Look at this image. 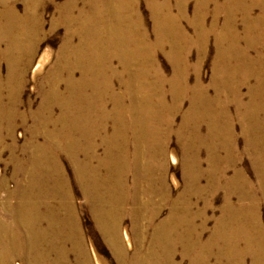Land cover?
<instances>
[{
  "label": "bare ground",
  "instance_id": "6f19581e",
  "mask_svg": "<svg viewBox=\"0 0 264 264\" xmlns=\"http://www.w3.org/2000/svg\"><path fill=\"white\" fill-rule=\"evenodd\" d=\"M49 3L51 33L63 28L64 38L40 82L38 109L22 112L26 73L48 59L31 64ZM189 3L145 0L149 31L139 0H0V64L7 67L0 151H9L15 178L0 203V264H90L86 243L93 248L96 240L83 233L63 157L120 264H182L178 253L187 264H264V0H197L191 15ZM212 37L216 55L205 84L200 72ZM190 49L198 52L193 66ZM160 52L170 75L158 64ZM28 120L30 138L18 147L16 124ZM171 137L181 153L180 162L170 157L182 176L176 192L167 176ZM7 138L14 142L7 146ZM243 156L254 181L240 167ZM220 193L219 216H209ZM124 219L132 228L120 234Z\"/></svg>",
  "mask_w": 264,
  "mask_h": 264
},
{
  "label": "rangeland",
  "instance_id": "374dc122",
  "mask_svg": "<svg viewBox=\"0 0 264 264\" xmlns=\"http://www.w3.org/2000/svg\"><path fill=\"white\" fill-rule=\"evenodd\" d=\"M43 1H47V0H43ZM66 1L67 0H56V2L58 4H62ZM195 1H197V0H190V3H189V14L190 15L192 13L191 10L193 8ZM211 1L223 3L226 0H211ZM209 7L212 8L213 6L210 5ZM17 11L20 14L23 13L24 6H23L22 2L17 3ZM138 11H139V14L142 17H144V19L146 20L147 29L149 31H151L150 29L152 27V20H151L150 15H149L148 8L145 5V0H139ZM54 13H55L54 5L49 3V6L45 10V12H43V14H42L45 33H44V36L42 37L41 42L38 44V46L35 50V53L33 56V61L31 64H33V65H34V63L36 64L42 55H47L48 59H47V62L45 63V65L42 68H40L38 71L37 70L32 71V68H31L30 70L28 69V71L26 73V76H25L26 82H25V85L23 87V91L21 92L22 96L20 94V98H21L20 99V106H21L20 109L22 112H24V110L27 111L29 109L31 110V112H35L38 109V107L42 101V97L39 94L40 82L42 81L43 77L47 74V72L51 69V67L55 63V55H56V53H57V51L61 45V40L64 38L65 31L63 28L56 29L57 31L54 32V34L51 33L50 26H51L53 18L55 17ZM257 14H258V12L255 13V15H257ZM183 26L189 34L193 33L192 28L185 21L183 22ZM197 53L198 52L196 49H190L189 64L192 66L198 62ZM215 55H216V48H215V44H214V37H212L210 40V43L208 44L206 55L203 59L201 72H200V75L203 78V81L205 84H208L211 80L212 73H213ZM157 56H158L157 57L158 64L160 65L163 72H165L166 75H170L171 63L168 60V58L166 57L165 53L160 52ZM115 66H117L116 62H115ZM37 72H41L43 74L33 80L32 77L37 76ZM6 73H7L6 63L1 62V64H0V75L2 76V78H4L6 76ZM189 78H191V80L194 78V72L193 71L190 72ZM115 89H117V90L120 89L119 84L115 85ZM245 92H246V90H245ZM29 106L31 108H29ZM55 112L58 113V110H55ZM178 122H179V119H177V123ZM31 125H32L31 120H28L24 124H22L20 122H18L16 124L14 140H15V143L17 144L18 147H23L24 144L27 142V140H29V138H30V126ZM239 128H240V126L237 124L236 125L237 132H239ZM238 136H239L238 137L239 138L238 139L239 140V143H238L239 149L241 150L244 146V139L240 135H238ZM171 138H172V140L170 142V146L168 147V150L166 151V153L168 154V158H169V163H168L169 170H168L167 176H168V181H169L170 186L173 188V191L176 192V191L180 190V188L182 186V176H181V172H180V165L178 163L177 164L170 163V157H171V155H174L176 158H178V162H180L179 155L181 156V153L179 151L178 144L176 143L175 138L174 137H171ZM39 141L42 142L43 140L39 139ZM13 142H14L13 140H11L10 138H7L5 144L8 146V145L12 144ZM10 157H11L10 153H9V151H7L6 148H4L0 151V203L5 202L6 201L5 199H7V197H8L7 193H9L15 189V181H14L15 178L12 177L14 168H13V165L10 163V160H9ZM204 160H206V159L204 158ZM250 160H251L250 157L243 156L242 160H241L240 167L242 166L244 168V170L246 169L247 176L250 178V180L254 181L253 172H252L251 166H250V163H251ZM62 163H63V168L65 171V174L67 175V179L69 180L71 189L73 190V193H74V200L73 201L77 207V214L79 216V219H80V221H82L81 227H82L83 233L86 237V236H88L87 231L89 230L91 236H94V238L96 240V245H94L93 248L91 246H89L90 241L86 243L87 244L86 248L88 251V259H89L90 264H97V261L99 262V264H120L119 261L117 260V258L115 256H113L114 254H113L111 248H109L105 244V241L103 240V237L100 235V232L93 227V223H92L93 220H92V217L88 211L87 200L82 196V194L78 188V185L74 181V173H73V170L70 166V163L66 157H63ZM203 165H204L203 167L206 168L205 161H204ZM229 176H231V173H229ZM3 182H5L4 185H3ZM221 197H222V194L221 193H220V195L218 194L217 199H215V201H214L213 210L209 211V216H213V214H215L216 216H219L221 200H222ZM260 213H261V222H262L263 229H264V206L261 208ZM167 214H168V208H164L161 212L160 219H164L167 216ZM121 227L122 228H120V234H122L124 230L129 233L131 228H132V225L130 224L128 219H124ZM213 229H214V223H213V221H210L208 223L207 230L204 234V240L205 241L209 238V236H211ZM122 239H123V237L121 238V240ZM133 243H134V247L129 249V251L131 253L128 251L127 257H129V256L132 257L134 255V252L136 249V242L133 241ZM125 244H126V241H125ZM93 249H95V251H96V257H95V251H93ZM175 261L180 262L182 264H187V261L183 260L179 253L176 255ZM18 262H21V261L16 259L13 262V264H16ZM214 263H215V260L211 259V264H214Z\"/></svg>",
  "mask_w": 264,
  "mask_h": 264
}]
</instances>
